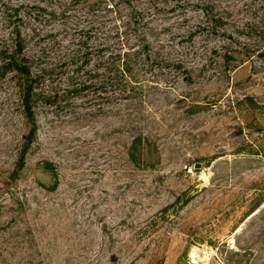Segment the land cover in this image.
<instances>
[{
    "label": "rangeland",
    "instance_id": "1",
    "mask_svg": "<svg viewBox=\"0 0 264 264\" xmlns=\"http://www.w3.org/2000/svg\"><path fill=\"white\" fill-rule=\"evenodd\" d=\"M77 1L0 0V37L10 32L5 13L16 9L30 52L35 28L56 34L42 43L61 50L75 29L95 19L96 0ZM104 1V8L128 1V14L141 2ZM221 5L233 11L229 29L247 28L237 40L239 63L217 72L213 65L198 77L204 62L197 55L213 42L190 40L182 19L166 15L158 23L169 28L161 40L181 57L193 51L197 77L190 85L181 75L170 77V84L159 82L147 97L129 101L128 115L139 111L143 119L129 120L128 130L111 105L92 93L69 92L66 76L45 82L46 95L54 90L58 98L37 105V141L9 188L2 182L29 126L14 82L0 79V209L12 203L11 193L20 200L39 243L36 257L46 264H264V201L253 217L264 199V38L247 36L264 19V0ZM35 6L44 10L40 23L28 16L38 13ZM174 34L183 35L172 43ZM138 135L145 147L133 161L128 149Z\"/></svg>",
    "mask_w": 264,
    "mask_h": 264
},
{
    "label": "trees",
    "instance_id": "2",
    "mask_svg": "<svg viewBox=\"0 0 264 264\" xmlns=\"http://www.w3.org/2000/svg\"><path fill=\"white\" fill-rule=\"evenodd\" d=\"M221 1L141 0L130 6L128 14V1H123L127 7L121 8L118 3L110 2L111 5L104 8L103 4L108 2L96 0L91 6V12H95V19L101 18L104 21L94 19L83 28L75 29L70 45L61 50L53 46L46 48L42 43L45 38L56 37V34L44 35L35 28L32 30L35 40L32 53L28 50L23 25L18 24L23 18L19 17L18 10L12 9V14L8 9L10 13H5L4 23L8 25L10 32L7 37H0V79L9 77L14 82L17 89L16 105L29 129L22 137L14 167L6 177L7 181L2 184L9 188L12 186L11 182H18L27 167L28 155L39 132L36 107L42 100L58 98L57 91L52 90L55 95L51 96L46 95L47 92L42 88L45 82H52L53 77L66 76L71 89L69 92L76 95L92 93L102 100L101 105H111L112 116L127 130L129 120L136 122L143 119L139 111L135 115H128V102L142 96L147 97L148 95L144 97L147 88L159 89V82L167 85L170 84V77L180 75L188 85L193 84L197 77L190 62L193 51L188 50L181 57L173 51L170 53L165 47L169 44L164 45L161 40L162 35L169 32L168 27L158 24L166 15L173 14L182 19L184 34H188L190 40L200 36L204 43L213 42L211 49L207 45L206 49L201 50L210 51L197 55L204 62L198 77L213 65L218 66L212 69L217 72L216 68H232L231 64L239 63L238 57L234 55L238 53L237 40L245 35L244 30L247 28L244 24L229 29L232 27L230 17L233 11L229 7H222ZM76 3L86 4L87 0H78ZM33 8L38 13L35 16L29 13L28 16L32 21L40 23L41 12L44 10L39 6ZM68 12L65 11L64 14ZM98 13L103 15L98 16ZM106 13L114 15L113 20H107ZM84 14L89 15L86 12ZM196 15L199 22L192 24ZM249 27L248 38H264V19L259 25L252 24ZM182 35L174 34L170 41L175 37L181 38ZM166 69L174 72L173 75L165 74L163 71ZM142 140V135H138L129 146V156L133 161L136 160L139 149L145 147ZM9 200L12 203L5 209H0V264H46L44 259L36 257L35 250L39 248V243L29 225L28 212L13 193ZM263 201L261 199L256 205L253 213L258 212L253 217L263 212L260 210ZM16 204L21 208L17 209Z\"/></svg>",
    "mask_w": 264,
    "mask_h": 264
},
{
    "label": "water",
    "instance_id": "3",
    "mask_svg": "<svg viewBox=\"0 0 264 264\" xmlns=\"http://www.w3.org/2000/svg\"><path fill=\"white\" fill-rule=\"evenodd\" d=\"M199 168H200V164H197V165H196V169H199Z\"/></svg>",
    "mask_w": 264,
    "mask_h": 264
},
{
    "label": "bare ground",
    "instance_id": "4",
    "mask_svg": "<svg viewBox=\"0 0 264 264\" xmlns=\"http://www.w3.org/2000/svg\"><path fill=\"white\" fill-rule=\"evenodd\" d=\"M197 263V261H195Z\"/></svg>",
    "mask_w": 264,
    "mask_h": 264
}]
</instances>
